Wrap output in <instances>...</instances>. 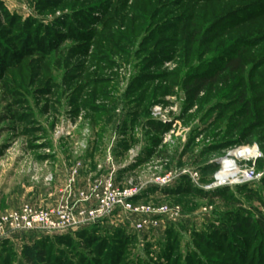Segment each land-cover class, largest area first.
I'll list each match as a JSON object with an SVG mask.
<instances>
[{"label": "rangeland", "instance_id": "1", "mask_svg": "<svg viewBox=\"0 0 264 264\" xmlns=\"http://www.w3.org/2000/svg\"><path fill=\"white\" fill-rule=\"evenodd\" d=\"M234 60L240 68L222 72L221 86H207L196 99L185 88L190 72L207 76ZM142 72L173 74L162 85L168 90L140 78L128 94ZM138 99L152 103L145 117L134 115L131 148L157 150L164 131L150 125H159L149 120L152 106L180 109L175 145L159 149L169 160L162 173L189 167L211 184L218 159L257 145L263 156L253 167L256 183L204 191L186 181L174 195L145 188L136 203L178 206L180 217L141 233L133 218L116 214L75 231L18 235L1 242L0 264H264V0H0V212L34 204L36 189L52 198L35 206H53L60 178L49 186L34 181L33 165L38 177L55 176L47 150L56 164L103 162L117 119L136 113L127 102ZM88 101L106 113L77 107ZM74 123L72 137H54ZM85 131L86 144L101 139L93 159L89 146L80 153L75 147ZM153 137L154 147L146 144ZM141 170L126 177L141 184L148 178Z\"/></svg>", "mask_w": 264, "mask_h": 264}, {"label": "built area", "instance_id": "2", "mask_svg": "<svg viewBox=\"0 0 264 264\" xmlns=\"http://www.w3.org/2000/svg\"><path fill=\"white\" fill-rule=\"evenodd\" d=\"M178 105L168 103L156 104L151 107L149 120L163 127V134L157 150L151 159L139 164L140 150L138 147H129L122 163L115 161L112 146L118 138V131L112 134L110 145L104 155V161L94 165L93 172L83 163L77 162L69 170L68 176L58 190L57 202L47 208H39L35 203H25L16 210L0 212V243L11 240L18 235L33 233H65L75 231L104 221L116 214H125L135 220L132 228L137 233L158 227V223L165 219L174 221L181 215L178 206H150L136 203L134 200L141 195L145 188L173 189L184 179L194 187L204 191H212L222 187L252 186L258 180L254 172V164L263 156L262 150L257 145L235 147L216 161L217 179L211 184L201 182L199 171L192 168L181 169L176 165L163 172V167L169 164L165 156L160 155L159 149L175 145L180 126L176 117L179 115ZM76 123L67 124L66 128H56L54 137H72ZM83 139L76 143L77 151L87 150L89 144ZM197 141V140H196ZM165 151V150H163ZM75 152V151H74ZM48 154L49 151L47 150ZM76 153V152H75ZM158 155V156H157ZM129 167L142 168L147 179L141 184H134L126 179L123 183L118 181V173ZM35 175L33 180H41L46 186L51 185L55 176L46 173L38 177L36 166L33 165ZM81 171H86L88 180L83 185H78Z\"/></svg>", "mask_w": 264, "mask_h": 264}, {"label": "trees", "instance_id": "3", "mask_svg": "<svg viewBox=\"0 0 264 264\" xmlns=\"http://www.w3.org/2000/svg\"><path fill=\"white\" fill-rule=\"evenodd\" d=\"M154 57H156V59L158 58L157 55H155ZM156 59L155 60L153 59V60L156 61ZM147 61H149V57H148ZM239 68H240V60H234V61H226L225 66H224L222 71H218L216 73L214 72L212 74L210 73V75H207V76H205V75H203L201 77H198L197 75L190 76L193 73V72L192 73L190 72V74H188L186 76V78H185V88L188 89L189 92L193 95V98L196 99L198 96H200V95H202V93H204V89L207 86L215 87V86H221L222 85L221 82L219 81V75L222 72L230 71V72L234 73V72L238 71ZM141 75L142 76H140V77L138 76L139 78H137V82L135 81L134 83L131 84L130 89L128 91V94L131 93L133 88H139L140 84H139L138 81H139L140 78H148V79L151 80V82H154V81L155 82H160L161 86H159L158 88H155L154 90H156V91L162 90L161 92L163 93L165 90H168L169 87L164 88V87H162V85H166L165 81H168L169 78L173 77V74H154L153 75L151 73H146V72H142ZM79 76H80V73L77 74V77H79ZM97 85L99 86L100 84H97ZM169 86L171 87L170 84H169ZM82 87H83V85L82 86H76L73 89V94H71L72 95L71 103H74L75 102V98L80 95V91L79 90ZM151 103H149V104L147 103L146 104V101L139 100V99L127 102V104H135L136 105V106H134L136 108V113H134V115L136 114L137 116L141 115V116H144V117L148 114V109H149ZM193 104H194V102H190V103L187 104L188 106H186V107H192ZM77 105H78L77 106L78 108L83 107L85 109L86 108L89 109V112L92 115L104 114L107 111L104 108H99V107L93 106V104H91V102H89V101L88 102H80ZM142 109H143V111L141 112L140 110H142ZM150 125L152 126V128L155 131H158V132L163 131V128H161V126H159L157 124L150 123ZM148 141H149V143L151 144L152 147L157 146L159 144L158 137H153V138L149 139ZM151 152H152L151 149H148L147 151H145L144 152V156L145 157L142 158V160H145L146 156H149L151 154ZM185 182H186V180H183L180 183V186L178 185L179 187L177 186V187H175L173 189H168V190H166V193L173 194V195L179 193L180 192L179 188H182L181 184L185 183ZM242 187H244V186H242ZM258 227L264 230V218H259ZM31 261L34 262L33 260H31Z\"/></svg>", "mask_w": 264, "mask_h": 264}, {"label": "crops", "instance_id": "4", "mask_svg": "<svg viewBox=\"0 0 264 264\" xmlns=\"http://www.w3.org/2000/svg\"><path fill=\"white\" fill-rule=\"evenodd\" d=\"M115 107H117V106H115ZM122 108L126 109L127 108V104H126V106L124 105ZM134 113L135 112H133V114L132 113H124V115L126 114V118H123L120 122L118 120L121 119V118H119V119H117V122H116L115 131H118V138H117L116 142L112 146V153H113V156L115 158V161L118 162V163H122L125 160L126 150L130 147V144L133 141L132 138H131V135H130V131L133 130V126H134V123H135L134 122V120H135ZM110 119L113 121V118H110ZM137 119H140V118H137ZM141 125L146 126L147 123L141 124ZM115 131L113 129L111 134L109 135V145H110V142H111L112 134ZM149 139L150 138H146V144L149 142L148 141ZM146 147L147 146H145L144 143H142L140 145V149H139L140 153H141L140 159H141V156L145 157L144 156V152L148 150V147H147V150H146ZM101 148H102L101 139L97 138L96 135H94V138L92 139V141L89 144V150L87 152L88 154L87 153L86 154L88 155V157H89V154H90V156L93 155V157H92V159H93L95 157L96 152L97 151L100 152L99 149H101ZM48 151H49L48 154H50V155L49 156L45 155V157H50V161L52 160L51 164H48L49 168H51V171H53V173L55 174L56 182L60 178V184L59 185L61 186L64 183V181L66 180V178L68 176V173H69V170L73 167V165H74L73 162L74 161L71 163V161L67 159L66 162L65 161L61 162V163L58 162V164H56L57 162H53V158H52L54 156V154H55V151H50V150H48ZM68 151H66L65 155L66 156H69V155L71 156V154H70V151H71L70 146L68 147ZM151 151L152 152H151V154L149 156H151L153 154L154 148ZM46 161H44V162H46ZM91 161L92 160H86V161H81V162L85 166H87L90 171L93 172L95 164L91 165ZM144 162L145 161L141 160L139 164H142ZM46 164H47V162H46ZM134 169H136V167H129L128 169L120 170V172L118 173V178H117L118 181L119 182H122V181L124 182L126 179H128L126 177L127 173L133 171ZM120 179H121V181H120ZM87 180H88L87 172L86 171H81L80 174H79L78 180H77L78 185H83ZM50 198H52L50 195H48V194H40L39 190H37V189L31 195V200H33L36 203L46 202Z\"/></svg>", "mask_w": 264, "mask_h": 264}]
</instances>
